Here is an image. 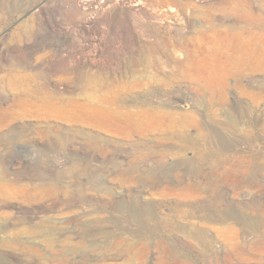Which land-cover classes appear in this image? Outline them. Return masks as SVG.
I'll return each instance as SVG.
<instances>
[{"label":"rangeland","instance_id":"374dc122","mask_svg":"<svg viewBox=\"0 0 264 264\" xmlns=\"http://www.w3.org/2000/svg\"><path fill=\"white\" fill-rule=\"evenodd\" d=\"M73 1L0 0V264H264V226L239 219L264 216V0H92L88 23ZM179 94L174 117L144 113ZM195 147L216 161L193 168ZM155 164L171 186L142 178ZM212 201L238 217L176 212Z\"/></svg>","mask_w":264,"mask_h":264},{"label":"bare ground","instance_id":"6f19581e","mask_svg":"<svg viewBox=\"0 0 264 264\" xmlns=\"http://www.w3.org/2000/svg\"><path fill=\"white\" fill-rule=\"evenodd\" d=\"M226 1V0H225ZM74 5H75V8H78V9H81L82 6L84 5H89V6H85L83 8V11H82V14L84 15V22L85 23H88L89 22V8H90V4L92 2V0H82V2L80 0H74ZM142 2V1H141ZM83 4V5H82ZM140 4V3H139ZM78 14V12H77ZM80 16V15H79ZM31 26V25H30ZM229 36V34H228ZM231 36V35H230ZM229 36V37H230ZM229 41H232L231 38L229 39ZM146 44V43H145ZM149 47V46H147ZM150 48V47H149ZM148 48V49H149ZM169 59L170 62H173L175 63V57L171 54V53H168L166 55ZM134 63L135 64H139V65H147V64H154V65H159L160 66V63L159 61L157 62L155 60V58L153 59L152 56H151V53H144V54H141L139 55V57H135L133 59ZM214 63V62H213ZM216 64V62L214 63ZM150 65H148L149 67ZM161 67V66H160ZM207 67V66H206ZM210 68H208L206 71H204V76H205V81L211 85V83L214 81V76H216L218 73L217 71H215V68L214 66H209ZM150 68V67H149ZM217 69V68H216ZM229 72V71H227ZM226 72V73H227ZM217 73V74H216ZM225 73L222 72V74ZM225 73V74H226ZM231 73V72H229ZM221 73H219L220 75ZM228 74V73H227ZM202 76V75H201ZM218 76V75H217ZM228 76V75H227ZM220 77V76H219ZM223 77V76H222ZM229 77V76H228ZM204 78V77H203ZM217 78L216 77V82H217ZM225 81H226V77L224 76ZM221 80V78L219 79ZM228 80V79H227ZM222 81V80H221ZM220 82V81H219ZM222 83V82H221ZM207 84V85H208ZM215 84V83H214ZM227 84H225L226 86ZM212 86V85H211ZM223 86V85H222ZM223 86V87H225ZM151 98H153L151 96ZM145 100L148 101V99L144 98ZM151 100V99H150ZM181 100H186V95L184 94H179V96L177 97V99H174L170 102H166L164 104H159V105H154L155 102H151L153 103L151 107H147L145 108V114L147 115V117L149 118H156V117H160V118H163V117H174L178 111L176 110L179 105L177 104L179 101ZM157 101V100H156ZM158 102V101H157ZM161 103V102H159ZM162 107H166L167 110L163 109ZM244 111V110H243ZM247 111V110H246ZM131 114H127V113H122V114H105V113H94L93 114V117H95L94 119L98 120L100 122V124L104 125V126H108V127H112L114 128L116 131L122 133V134H125V135H129L131 132H134V133H139L140 134V129H139V126L135 123L134 119H131ZM238 118V117H237ZM165 119V118H164ZM258 121V120H257ZM254 124V123H253ZM239 125H242L244 127H247L250 125V121H248L247 119L245 120H242L241 118V121H239L238 119H236L235 117H231L230 120L227 122V123H223V125H221L222 128H224V132L225 133H229L231 131L232 128H237ZM219 127V126H218ZM217 128V127H216ZM221 129V128H220ZM217 130V129H216ZM216 130L215 129H212V134L215 135L217 138H218V145L219 146H223L225 143L224 139H225V135L224 134H218L216 133ZM234 130V129H233ZM233 132V131H232ZM210 134V135H212ZM141 135V134H140ZM186 135V134H185ZM186 138V137H185ZM260 138V137H259ZM169 139V138H168ZM264 140V139H263ZM161 142V141H160ZM164 143V142H163ZM169 143L165 140V143L163 145V147L161 148V156H165V155H168V154H172V155H178L181 151H183V148L182 149H179V148H176V147H173L172 145H168ZM172 144V143H171ZM217 144V143H215ZM228 145V144H227ZM264 146V145H263ZM178 147V146H177ZM197 148V147H195ZM221 149V148H220ZM262 149V148H261ZM224 150V149H223ZM195 154H196V158L194 159L193 162H191V165L193 168H197L198 166H200L201 164H207V163H213L214 161H216L215 157H207V156H204L203 152L201 151V149L197 148L195 149ZM217 153V152H216ZM218 154V153H217ZM143 155V154H142ZM261 155V154H260ZM138 156V155H137ZM160 156V157H161ZM173 156V157H174ZM221 156V155H220ZM168 157V156H166ZM179 157V155H178ZM163 158V157H162ZM180 158V157H179ZM217 158V157H216ZM221 158V157H220ZM245 158V157H244ZM158 159V157H157ZM186 159V158H185ZM163 160V159H162ZM181 160V159H180ZM256 160V159H255ZM254 160V161H255ZM224 161V160H223ZM246 161H249V160H246ZM162 162V161H161ZM253 162V161H252ZM260 163V162H259ZM215 164V163H214ZM229 164V163H228ZM219 166V165H218ZM175 167V166H174ZM227 167V165H226ZM168 168V167H167ZM247 168V167H246ZM218 170V169H217ZM237 171V170H236ZM132 172V171H131ZM123 173V172H122ZM133 173V172H132ZM140 174V172H139ZM142 174V178L144 179H147V180H151V182L153 181L154 183H156L157 181H161V180H166L164 182H167L169 180L168 177L166 179V176H167V171L166 169L162 166V165H158V164H155L151 167H149V169H143V172L141 173ZM136 175V174H134ZM133 175V176H134ZM233 175V174H232ZM231 175V176H232ZM236 175V174H235ZM129 176V174H128ZM132 176V177H133ZM141 176V175H140ZM228 176V175H227ZM127 177V176H126ZM135 177V176H134ZM229 177V176H228ZM140 178V177H139ZM213 178V177H212ZM137 179V178H136ZM123 180V179H122ZM135 180V179H134ZM220 180V179H219ZM193 181V180H192ZM173 182V181H172ZM183 182V181H182ZM195 182V181H194ZM169 184V186H171L170 182H167ZM175 183V182H174ZM210 183V182H209ZM176 185V184H175ZM204 185V184H203ZM152 186V185H151ZM166 186V185H165ZM177 186V185H176ZM175 186V187H176ZM181 186H183V188H185L186 190L190 189V188H199V183H191V182H186V183H182ZM172 189H173V186H172ZM184 189V190H185ZM177 190V189H175ZM184 192V191H183ZM189 193V192H188ZM193 193V192H192ZM212 193V192H211ZM194 194V193H193ZM210 194V193H209ZM182 195V194H181ZM189 196V195H188ZM192 196V195H191ZM219 197V196H218ZM220 199V198H219ZM218 199V200H219ZM187 201V200H186ZM185 201V202H186ZM184 202V203H185ZM138 203V202H137ZM215 201H212V203L208 204V203H197V204H194L193 205V208H192V211H184L182 210V208H184V206L181 208V207H178L176 206V212L179 214V213H184L187 215V217H194L196 213H200L201 211H206V216L205 218H210L211 220H214V221H217V222H220V223H224V222H228L227 220L231 217H238L237 215L235 214H229V212H226L225 210H220V209H216V204H214ZM182 204V203H181ZM189 204V203H188ZM140 205V204H139ZM222 205V204H221ZM136 206V205H135ZM191 206V204H190ZM228 206V205H227ZM255 207V205H253ZM141 208V207H140ZM143 208V206H142ZM187 208V207H185ZM184 208V209H185ZM191 208V207H190ZM243 208V207H242ZM251 208V206H250ZM255 208H258L259 211L261 209H264V205L262 204H259V206H256ZM194 209V210H193ZM187 210V209H186ZM227 210V209H226ZM230 211V208L229 210ZM246 212V211H245ZM143 214L145 215H150L151 214V209L149 206H146L144 208V212ZM153 214V213H152ZM133 218L135 220H138L139 217H141V214L139 212H137L136 210L133 209ZM145 215V216H146ZM174 215V214H172ZM144 217V216H143ZM152 217V216H151ZM160 218V217H159ZM172 218V217H171ZM261 218V217H260ZM148 219V217L146 218ZM233 219V218H232ZM238 219V218H237ZM239 219L241 220V223L246 227V228H258V227H262L264 226V216L261 218V219H253L250 217V215L248 214V212L244 213L242 216L239 217ZM178 224V223H177ZM163 225H161L162 227ZM165 226V224H164ZM163 226V227H164ZM168 226V225H167ZM264 228V227H263ZM256 230V229H255ZM253 231V229H252ZM250 232V231H249ZM258 232V230H257ZM252 233V232H251ZM250 233V234H251ZM202 236V235H201ZM207 237V236H206ZM203 239V238H202ZM249 239V238H247ZM258 239V238H257ZM247 241V240H246ZM251 242V241H250ZM249 242V243H250ZM261 244V243H260ZM263 248V247H262ZM125 256V255H124ZM163 263V262H162Z\"/></svg>","mask_w":264,"mask_h":264}]
</instances>
